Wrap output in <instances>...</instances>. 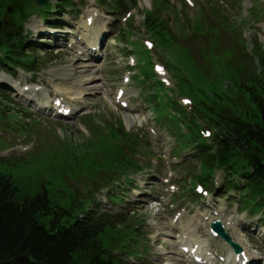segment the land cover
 Wrapping results in <instances>:
<instances>
[{
    "label": "trees",
    "instance_id": "1",
    "mask_svg": "<svg viewBox=\"0 0 264 264\" xmlns=\"http://www.w3.org/2000/svg\"><path fill=\"white\" fill-rule=\"evenodd\" d=\"M29 1L0 0V49H5L12 62L21 60L18 51L22 48V25ZM123 2L119 0L113 9H125ZM10 6L14 13L6 17ZM171 8L166 0H158L154 11L145 12L143 26L159 48L179 51L180 61L191 65L193 56L184 54L188 49L176 40L177 24L172 29L160 18L159 9L169 13ZM174 14L178 19L176 11ZM218 19L222 23L227 21L222 15ZM249 57L254 62L261 53L257 51L256 57L255 54ZM260 61L263 67L260 72L254 65L249 72L243 69V64L226 67V78L231 82L228 100L211 97L203 89L199 93L183 87L182 93L195 98L202 117L217 132L212 145L207 146L195 119H191L188 126L191 133L184 137L178 135L176 140V153L187 147L199 153L196 158L200 168L192 170L191 183L206 182L215 169L225 170L230 186H235L234 179L242 177L251 190L248 204L253 206L252 211L264 205V63ZM29 67L33 69L35 63L31 62ZM204 85L212 88L210 84ZM162 112L158 105L159 121L163 120ZM169 123L170 120H163V125L169 126ZM110 125L106 134L92 125V137L87 138L84 146H76L67 155L55 157L57 168L51 172L52 182L42 184V190L34 197L23 195L12 176L0 172V264H126L113 255L114 251L136 255L134 243L139 232L130 225L128 215L106 214L95 218L88 209L101 187H111L120 179L128 180L130 174L143 170L134 155L140 143L149 145L148 135ZM122 145H127V149ZM77 175L83 178L76 179ZM68 178L73 179L72 184Z\"/></svg>",
    "mask_w": 264,
    "mask_h": 264
},
{
    "label": "rangeland",
    "instance_id": "2",
    "mask_svg": "<svg viewBox=\"0 0 264 264\" xmlns=\"http://www.w3.org/2000/svg\"><path fill=\"white\" fill-rule=\"evenodd\" d=\"M110 2L113 0H104ZM214 1V0H213ZM211 1L212 3H215ZM138 7L133 8L131 15L134 16V27H139L143 22L145 9H151L152 0H137ZM230 3V5H225ZM81 8L85 13L89 9L98 7L101 11V20L103 21L109 15L107 9L98 3V0H78ZM222 9L225 10L226 14L231 17V21L226 24H216V31L211 32L209 29V22L206 24L202 22L199 29L201 31H209L210 36L216 38L215 47L211 49L208 40H205L203 45L201 42L193 41V37H188V40H184L189 46L191 53L194 57L195 62L191 65H187L182 62L183 66L178 63L180 61L181 53L174 49H168L167 54L169 60L174 65V71L176 73L175 81H173L172 73L168 71V78L170 81L176 84L179 82V88L182 84H195L196 78L202 79L204 82L214 86L217 83L224 82L223 77L228 74L226 70L227 66L242 65L246 72L250 70V61L246 57L248 53H261L260 59L264 61V0H223L220 2ZM224 7V8H223ZM79 9V8H78ZM195 10V9H193ZM193 10H187L190 13V19H193L195 13ZM207 12V11H206ZM59 13V12H57ZM64 14V13H62ZM52 15V14H51ZM54 17V16H50ZM116 18V17H115ZM59 19H63L69 22H74L73 17L60 15ZM83 18H81L82 20ZM245 19L246 21L242 20ZM113 20H111L112 22ZM124 25V24H123ZM29 27L33 30L39 27V21L36 18H32L29 22ZM125 27V25H124ZM186 29V27H185ZM67 32L65 29L64 33ZM117 30L113 29L112 33H116ZM132 36L130 41H138L144 44V40L149 39L145 29L143 32L137 33L132 30ZM226 34H225V33ZM64 33H60L63 35ZM112 35V34H111ZM52 41V40H50ZM129 40H121L120 37L117 39H111L109 37L108 45L105 50V58L98 64H94L99 69L97 78L99 79L97 84L99 90L94 91V95L90 91L77 92V87H73L75 91H65L54 87L51 83V77H48L49 71L59 69L61 66H69L72 64L74 68H83L87 64L84 60H87L84 56H76L74 52L64 50L58 53L57 59H54V55L45 56L46 59H42L41 71L36 74L38 81L43 86V95L49 96H65L71 100H74L75 105H80L84 110L76 118L71 120H57V119H45L46 122L36 119L30 116L31 123H23L26 120L18 112L9 113L0 112V172L12 176L14 182L20 187L21 192L25 196L34 197L42 190V184H48L52 182V171L57 168V161L55 157L61 156L62 154L67 155L76 146H84L87 137H90L88 129L84 128L81 124L82 116L84 114H93L92 125L98 132L106 133L103 130H107L111 123L116 124L114 127L120 125L125 127L127 131H143L147 132L148 127L152 125L155 116L151 112V108L148 107L144 115L130 116L127 117L121 113L117 107L113 104V98L118 89L126 88L127 91H136L137 89L133 81L127 85H123V76L125 70L123 67L127 65V57L130 52L136 50L138 56H141L142 49L137 43H133ZM246 48V52L243 53L242 49ZM125 49V50H123ZM228 51V54L226 52ZM231 51L235 52L236 55L229 54ZM155 57L156 55L153 54ZM135 56V54H134ZM210 56V57H209ZM136 57V56H135ZM173 57L175 58L173 60ZM230 59V60H229ZM156 61L163 62L161 59ZM212 63H211V62ZM192 68L197 70L192 71ZM84 71V70H83ZM137 73V69L134 70V74ZM18 74V81L23 80L26 76L21 71L7 72L6 70H0V79L5 82H13ZM181 76L178 80V76ZM198 75V77H197ZM133 76V72H132ZM67 82L74 85L73 81L68 79ZM96 84V83H95ZM227 85L225 84V87ZM200 90L206 89L204 84H198ZM139 91V89H137ZM210 96H216L217 87L215 90L206 89ZM224 97L225 95L221 93ZM180 98V97H179ZM178 98V99H179ZM153 110V109H152ZM81 118V119H80ZM80 119V120H79ZM22 120V121H21ZM180 123V122H179ZM181 126V124H179ZM35 129V130H34ZM156 131L160 133V126L156 127ZM166 130L161 129V134H165ZM57 138L59 140L57 141ZM86 137V138H85ZM162 142H157L151 138L152 146L157 149V156H145L144 161L156 158L157 164L160 160L159 154L163 151L165 146L173 148V143L170 138H161ZM23 148L30 149L28 154L21 157L23 154L21 150ZM30 152V153H29ZM27 153V152H26ZM162 156V155H161ZM21 157V158H20ZM162 162V161H161ZM163 166L157 170L155 166L152 170H148L144 174H153L155 177H165L167 172V164L165 161L162 162ZM186 165V170L190 167ZM70 166V165H69ZM171 169V168H170ZM172 170V169H171ZM183 173V171H182ZM175 180L182 178L180 171L173 172ZM82 179V175H77V178ZM158 178V179H159ZM138 180V179H137ZM148 180V178H147ZM159 182L155 183L154 186H159ZM237 191V189H236ZM145 196L141 199V202L130 205L128 209H137L139 212L140 220L145 221L138 228L141 231L142 244L147 245L149 251L146 253L144 258L142 257L141 263L150 264H188L177 256L176 248L174 247L173 234L174 231L170 229V224L174 218L175 212L180 211V208L188 207L189 205H182L181 201L173 202V199H167L161 196V192L158 190H151L150 193L140 192ZM243 193H235L231 190L228 196L222 195L219 197L221 203L220 207L227 212L228 216L235 217L236 214L240 216L239 209H243L244 203L241 202L240 196ZM233 195V201L230 203V196ZM229 197V199H227ZM132 202V200H131ZM121 203L126 204L122 201ZM245 206L247 204L245 203ZM190 208L189 210H191ZM118 210V209H116ZM122 210V209H121ZM244 210V209H243ZM248 211V210H246ZM247 214V213H243ZM196 218L191 215L190 212L182 214L180 222L184 225H190L192 220ZM198 221V219H197ZM199 223V221H198ZM199 233L193 236L194 240L200 239V235L203 231V225L199 226ZM238 240L242 242L244 238L239 237ZM243 243H246L251 250L256 252H262L261 249L251 240L245 238ZM204 245L208 246L210 243L207 237H203L202 241ZM163 246L166 251L162 252L160 247ZM227 253V250H225ZM130 260H135L134 257H129Z\"/></svg>",
    "mask_w": 264,
    "mask_h": 264
},
{
    "label": "bare ground",
    "instance_id": "3",
    "mask_svg": "<svg viewBox=\"0 0 264 264\" xmlns=\"http://www.w3.org/2000/svg\"><path fill=\"white\" fill-rule=\"evenodd\" d=\"M97 71L98 70L95 67H92V68L89 69V71H87L89 74H86L85 76L84 75L82 76V73H84V72H79L77 70V68H76V71H75V76L76 77H72V78L75 79V80H78L77 83L79 85L88 84L90 86V88H88L89 90L96 91V90H98L100 88L99 85L97 84V82L95 84V81L98 80ZM182 244H185V243H182ZM185 245H187V244H185Z\"/></svg>",
    "mask_w": 264,
    "mask_h": 264
}]
</instances>
